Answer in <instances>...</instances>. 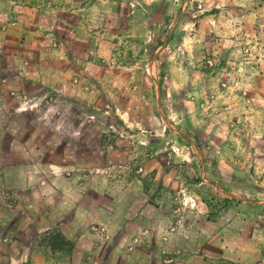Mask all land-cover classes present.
Instances as JSON below:
<instances>
[{"label":"rangeland","instance_id":"rangeland-1","mask_svg":"<svg viewBox=\"0 0 264 264\" xmlns=\"http://www.w3.org/2000/svg\"><path fill=\"white\" fill-rule=\"evenodd\" d=\"M115 242L264 264V0H0V264Z\"/></svg>","mask_w":264,"mask_h":264},{"label":"crops","instance_id":"crops-1","mask_svg":"<svg viewBox=\"0 0 264 264\" xmlns=\"http://www.w3.org/2000/svg\"><path fill=\"white\" fill-rule=\"evenodd\" d=\"M151 22H150V24H151ZM149 30L152 31V24H151V27L149 28ZM122 209L123 208L119 207L116 210V216H118V218H116V219L118 222L115 225L109 224L111 226V230H110L111 232L118 231V232L122 233L124 238H125L128 235H130L129 233L132 231L131 225H133V224H134L133 228L137 225H138V227L149 226V228H152V214H150L149 216L143 215L142 217L140 216V218H135V220H134L132 217H130V215L128 217H126L125 210H122ZM73 220H76V216L73 218ZM113 220L114 219H112V221ZM62 233L67 239L72 240V239L76 238L78 232H76L74 228L70 227V229H67V230L63 229ZM122 239H123V237H122ZM123 241L125 242V239H123ZM147 245L139 246L134 252H131V253L127 252L126 253V252H122L119 248V245L115 242L114 246H116V249H114L112 252H110V254L108 256L111 258L121 257L124 264H152V263L155 264L157 262L152 260V250ZM158 252L159 251H157V254H158ZM73 253H76V251L75 250L73 252L70 251L67 256L60 255L59 257H61L63 259L58 264H80V261L79 262L77 261V256L74 255ZM98 253L99 252L97 251L96 248H93L91 250L86 251L85 255H84V259H85L84 264H100L101 261H99L100 259L97 256ZM65 257H67V258H65ZM88 259H90V260H88ZM198 261H200L201 264H210V260L206 261L204 258H201V260H198ZM111 264H115V263L111 262ZM191 264H192V262H191Z\"/></svg>","mask_w":264,"mask_h":264},{"label":"trees","instance_id":"trees-1","mask_svg":"<svg viewBox=\"0 0 264 264\" xmlns=\"http://www.w3.org/2000/svg\"><path fill=\"white\" fill-rule=\"evenodd\" d=\"M162 67H163V63H162Z\"/></svg>","mask_w":264,"mask_h":264}]
</instances>
